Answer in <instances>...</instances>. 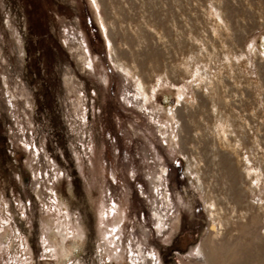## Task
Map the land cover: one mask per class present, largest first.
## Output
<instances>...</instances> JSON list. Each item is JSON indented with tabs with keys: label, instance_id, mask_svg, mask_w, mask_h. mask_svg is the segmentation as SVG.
<instances>
[{
	"label": "rangeland",
	"instance_id": "rangeland-1",
	"mask_svg": "<svg viewBox=\"0 0 264 264\" xmlns=\"http://www.w3.org/2000/svg\"><path fill=\"white\" fill-rule=\"evenodd\" d=\"M95 2L0 0V264H264V0Z\"/></svg>",
	"mask_w": 264,
	"mask_h": 264
},
{
	"label": "bare ground",
	"instance_id": "bare-ground-1",
	"mask_svg": "<svg viewBox=\"0 0 264 264\" xmlns=\"http://www.w3.org/2000/svg\"><path fill=\"white\" fill-rule=\"evenodd\" d=\"M91 1L93 3H95V5L97 6L95 0H91ZM166 101H168V100H166ZM166 112H167V114L169 116V119L165 120L164 124H167L172 118L171 109H168ZM149 180H150L149 184L152 187V189L155 188L156 185H157V181L152 180V179H149ZM230 192H231V194L229 195V198H228L229 203L227 202L226 204H230V203L234 204L235 203L234 202L235 201L234 195L236 193L235 192L233 193L232 187L230 189ZM211 205L215 206L214 203H211ZM149 206H150L149 207V214L154 220L155 228L158 230L157 227H161L162 226V223H163L164 218H165V214L161 211V209L159 208V205L156 202L151 203ZM236 209L237 208L234 205L231 208V212L234 213L236 211ZM241 210H242V208H241ZM220 213H222V212L220 211ZM232 215H234V214H232ZM116 218H117V216H116ZM250 219H252V217H250ZM52 222H53V225H49L46 228V232L48 234L52 233V234L56 235V237H58V240H57L56 245L55 244H52L51 246L49 245L48 248H50L52 250L53 254L60 260V263L61 262L64 263L65 261H67L69 259L71 254H76L77 253L78 247L75 246V245H71V246L67 245L66 240H67L68 236L71 235V230H72L70 224L57 223L56 221H52ZM250 223L253 224L254 221L251 220ZM118 224H119V219H117L113 223V229H112V231L110 233L106 234V232H105L102 235H100V239H99L100 250H99V253L104 258L105 257L109 258V257H112V256L116 257V254H117V252H116L117 244L116 243H117V235H118V230H119V225ZM75 236L77 238H79V239L81 238V234L78 233V232H77V234ZM249 248L248 247L241 248V251H240L241 255L248 254L249 253ZM251 251H253V250H251ZM255 253H257V252H254L253 254H255ZM207 257H208V255L206 256V258ZM262 261H260V262H262ZM131 263L135 264L134 259L131 261Z\"/></svg>",
	"mask_w": 264,
	"mask_h": 264
}]
</instances>
